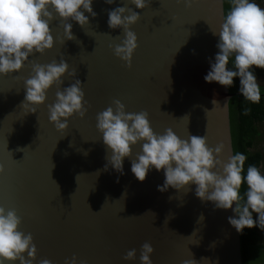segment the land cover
Segmentation results:
<instances>
[{"label": "water", "instance_id": "obj_1", "mask_svg": "<svg viewBox=\"0 0 264 264\" xmlns=\"http://www.w3.org/2000/svg\"><path fill=\"white\" fill-rule=\"evenodd\" d=\"M94 0L95 18L84 28L72 22V41L63 40V22L50 26L54 47L33 55L21 72L0 76V207L14 208L21 217L20 230L31 233L36 260L64 264L73 256L86 264H140L141 245L154 251L152 264H242L240 237L228 223L231 210L214 209L194 195L163 186V171H150L139 182L123 161V174L106 164V150L96 130V115L112 105L127 112L146 111L154 133L171 128L181 139L187 134L206 136L209 147L225 144L223 158L232 150L228 103L233 96L216 83H206L208 59L214 58L221 0H198L190 8L177 0H149L131 26L137 49L126 66L109 45L123 39L120 29L107 25L108 12L125 6ZM85 15H88L85 13ZM65 60L69 72L80 80L86 101L83 119L74 115L68 129L57 132L48 121V106L57 88L47 93L36 113L21 107L23 81L31 63ZM62 87L74 82L66 75ZM62 91V88L60 89ZM216 100L219 104L213 105ZM229 102V101H228ZM187 116V117H185ZM140 150L132 148L133 158ZM202 217V219H201ZM135 249L136 258L125 261Z\"/></svg>", "mask_w": 264, "mask_h": 264}, {"label": "clouds", "instance_id": "obj_2", "mask_svg": "<svg viewBox=\"0 0 264 264\" xmlns=\"http://www.w3.org/2000/svg\"><path fill=\"white\" fill-rule=\"evenodd\" d=\"M94 0H0V76L14 75L30 62V57L43 55L54 47L50 26L54 20L63 22V40L75 39L72 22L84 28L88 17L95 18L92 9ZM112 5L115 0H105ZM190 8L198 0H177ZM226 3L218 26L210 28L218 37L214 58L208 59L209 70L203 77L206 83H216L225 90L233 87L238 79V93L244 101L256 105L261 102L262 87L256 70L264 71V7L257 0H221ZM125 6L108 12L107 25L120 29L123 39L119 44L109 45L113 54L126 66L137 49V36L131 31L140 16L126 5L143 10L149 0H124ZM87 13L88 15H85ZM70 75L74 82L67 87L63 78ZM76 73L69 72L65 60H53L48 64L31 63V75L23 81L24 99L21 107L29 113L46 103V93L55 86V101L48 106V121L57 132L68 129V120L74 115L83 119L86 115V101L80 80ZM62 88V91L60 90ZM230 98H226L223 109H227ZM213 105L219 104L215 99ZM243 109V114L249 113ZM187 117V116H185ZM96 130L106 150L104 170L110 166L123 174V161L130 160V171L137 181L143 182L147 174L155 169L163 171L164 192L169 188L187 192L194 186V195L202 202H210L214 209L231 210L229 225L242 233L244 229H264V171L254 164L245 167L247 156L228 149L223 158L225 144L209 147L206 136L187 134L179 138L171 128L162 135L154 133L146 111L127 112L124 104L113 100L112 105L96 115ZM139 145V152L133 158L132 148ZM4 172L0 166V174ZM202 219V217H201ZM22 223L14 208L0 207V264H33L37 249L31 233L20 230ZM154 249L145 242L140 249V264H152ZM136 250L126 252L123 259L133 261ZM38 264H52L41 259ZM64 264H86L75 256ZM182 264H196L186 259Z\"/></svg>", "mask_w": 264, "mask_h": 264}, {"label": "trees", "instance_id": "obj_3", "mask_svg": "<svg viewBox=\"0 0 264 264\" xmlns=\"http://www.w3.org/2000/svg\"><path fill=\"white\" fill-rule=\"evenodd\" d=\"M264 0H257L262 6ZM227 4L223 3V10ZM259 69L256 70V75ZM239 82L234 79L232 94L228 102L229 126L232 151H239L247 156L245 167L254 164L264 171V87L261 102L256 105L244 101L238 93ZM249 108L247 115L243 109ZM242 264H264V229H244L239 233Z\"/></svg>", "mask_w": 264, "mask_h": 264}, {"label": "flooded vegetation", "instance_id": "obj_4", "mask_svg": "<svg viewBox=\"0 0 264 264\" xmlns=\"http://www.w3.org/2000/svg\"><path fill=\"white\" fill-rule=\"evenodd\" d=\"M262 7H264V1L262 3ZM257 79H258V82L260 83V85L262 87H264V71L258 70Z\"/></svg>", "mask_w": 264, "mask_h": 264}]
</instances>
